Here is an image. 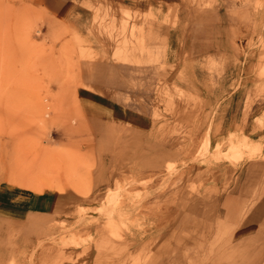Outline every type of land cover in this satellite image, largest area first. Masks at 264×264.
Listing matches in <instances>:
<instances>
[{
    "label": "rangeland",
    "instance_id": "374dc122",
    "mask_svg": "<svg viewBox=\"0 0 264 264\" xmlns=\"http://www.w3.org/2000/svg\"><path fill=\"white\" fill-rule=\"evenodd\" d=\"M228 1L233 10L235 3L252 10L253 0ZM216 2L82 0L62 6L58 0H0V190L29 193L30 186H47L87 194L77 214L37 228L39 241L21 245L10 264H155V238L177 200L187 203L204 179L239 166L225 155L207 154L210 136L213 145L232 131L264 140L263 29L258 43L249 50L245 45L243 62L231 64L221 55L201 54L209 30L196 26L188 40V19L178 16L187 7L214 9L221 5ZM257 7L264 25V0ZM220 20L212 38H251L248 28L236 34L232 18ZM191 40L201 42L191 49ZM123 61L135 70L128 83L147 96L132 102H148L156 119L164 153L159 166L179 159L147 176L122 168L101 184L94 176L98 152L76 95L96 87L97 63ZM263 156L264 150L255 158Z\"/></svg>",
    "mask_w": 264,
    "mask_h": 264
},
{
    "label": "crops",
    "instance_id": "0c3cea01",
    "mask_svg": "<svg viewBox=\"0 0 264 264\" xmlns=\"http://www.w3.org/2000/svg\"><path fill=\"white\" fill-rule=\"evenodd\" d=\"M65 1L82 0H58V4L64 6ZM119 1H138L145 5L183 3V0ZM214 1L221 5H215L214 9H208L209 5H203L202 9L187 7L178 16L188 19V40L190 34L196 35V26L209 30L201 38L205 45L201 54L221 55L233 64L243 59L245 45L249 50L260 41V33L264 31L263 13L257 7L260 0L252 1L250 12L244 4L235 3L233 10L228 0ZM65 7L71 8L72 4ZM228 17L234 20L236 34L249 29L251 38L247 42L237 35L235 40L210 36L212 26ZM197 41L201 42L191 40L193 44L189 45H194L191 49L196 47ZM212 43L216 44L214 48ZM172 48L170 44L169 50ZM128 64L124 61L97 63L96 87H82L76 95L80 119L98 152L94 176L101 184L116 177L117 170L122 168L147 176L164 171L165 165H174L179 159L178 155L167 158L163 168L159 166V158L164 153L159 150L157 122L148 102H144L145 107L132 102L133 98L147 96H139L128 83L127 77L135 72ZM246 128V125L239 127L242 131ZM218 146L220 150L216 153ZM263 150V139L246 140L241 132L232 131L215 145L210 136L207 154L225 155L229 160L240 162L239 166L227 165L213 180L204 179V185H198L199 192L188 194L187 203L179 204L180 199L177 200L171 213L166 214L170 219L161 221L163 229L155 238V264H264V156L255 158L261 156ZM45 187L30 186L33 191L29 193L0 190V264H10L8 259L11 261L14 254L17 255L21 245H35L39 241L37 228L48 229L59 219L77 214L87 197L76 190ZM156 219L159 225V216Z\"/></svg>",
    "mask_w": 264,
    "mask_h": 264
}]
</instances>
